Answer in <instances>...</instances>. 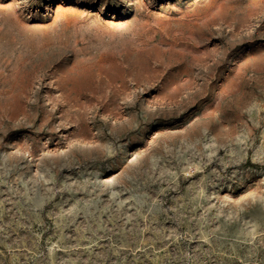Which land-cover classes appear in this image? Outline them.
<instances>
[{
  "label": "rangeland",
  "instance_id": "obj_1",
  "mask_svg": "<svg viewBox=\"0 0 264 264\" xmlns=\"http://www.w3.org/2000/svg\"><path fill=\"white\" fill-rule=\"evenodd\" d=\"M0 264H264V0H0Z\"/></svg>",
  "mask_w": 264,
  "mask_h": 264
}]
</instances>
